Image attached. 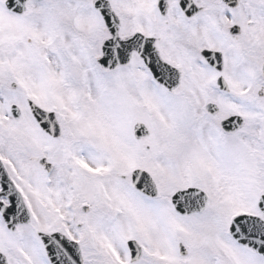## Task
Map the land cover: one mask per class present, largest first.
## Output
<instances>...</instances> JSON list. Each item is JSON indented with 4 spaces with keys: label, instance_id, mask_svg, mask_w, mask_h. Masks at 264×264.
<instances>
[{
    "label": "snow or ice",
    "instance_id": "snow-or-ice-1",
    "mask_svg": "<svg viewBox=\"0 0 264 264\" xmlns=\"http://www.w3.org/2000/svg\"><path fill=\"white\" fill-rule=\"evenodd\" d=\"M0 264H264V0H0Z\"/></svg>",
    "mask_w": 264,
    "mask_h": 264
}]
</instances>
